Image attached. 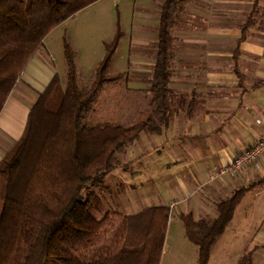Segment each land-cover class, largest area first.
I'll use <instances>...</instances> for the list:
<instances>
[{"label":"trees","instance_id":"trees-1","mask_svg":"<svg viewBox=\"0 0 264 264\" xmlns=\"http://www.w3.org/2000/svg\"><path fill=\"white\" fill-rule=\"evenodd\" d=\"M99 0H0V112L31 56L47 35ZM178 0L160 16L156 61L145 118L135 122H86L110 74L119 37L105 44L95 78L78 85L74 52L64 46L67 82L55 76L32 105L23 136L0 161V264H160L171 208L150 206L126 214L105 208V179L120 154L142 131L160 133L169 123L174 93L169 62ZM243 27V37L245 36ZM247 188L216 204L214 219L181 214L186 237L208 264ZM236 264H253V254Z\"/></svg>","mask_w":264,"mask_h":264},{"label":"crops","instance_id":"crops-1","mask_svg":"<svg viewBox=\"0 0 264 264\" xmlns=\"http://www.w3.org/2000/svg\"><path fill=\"white\" fill-rule=\"evenodd\" d=\"M133 1L145 21L139 26L133 48L141 50L134 53L127 69L116 73L125 75L109 82L122 81L121 89H125L126 100L115 97L110 102L117 124L145 118L150 109L159 22L167 0ZM177 5L169 51L174 93L169 123L160 133L142 131L120 154L119 167L112 172L122 187L126 185L127 206L170 207L174 219L182 223L185 237L179 215L191 213L195 219H214L219 201L247 188L220 238L232 231L238 238L260 241L247 252L253 254L255 264V254L264 251V155L258 164L238 173L214 180L209 175L263 135L264 0H178ZM54 31L29 58L0 112V161L23 136L32 105L59 76L55 65L59 51L49 40ZM67 37L71 44V35ZM122 187L115 186L117 192Z\"/></svg>","mask_w":264,"mask_h":264},{"label":"rangeland","instance_id":"rangeland-1","mask_svg":"<svg viewBox=\"0 0 264 264\" xmlns=\"http://www.w3.org/2000/svg\"><path fill=\"white\" fill-rule=\"evenodd\" d=\"M135 4L133 0H99L55 28L49 40L54 42L55 50L59 51L55 65L59 67L58 74L62 85L66 84L68 73L67 59L64 55L66 44L74 52L78 85L81 90H86L94 80L95 67L105 54V44L117 37H119V45L113 56L114 60L109 69L110 74L114 75L121 69L128 68L134 53L141 50L133 48L135 35L140 33L139 26L145 21V17L135 8ZM150 32L147 30L146 33ZM68 35L72 37L71 44L67 42ZM113 84L108 83L105 86L87 115V123H113L116 121L110 110V102L112 98L115 100V97L116 99L122 98V101L126 99L123 95L125 89H121L122 81L120 84ZM117 88H120L119 94L115 95L114 92L117 93ZM121 110L125 111L124 105ZM114 182L115 186L122 187L123 185L121 181L116 180L113 172L109 173L104 184L108 189L112 188L113 191L105 190L102 194L106 210L114 208L123 213H129L132 210L138 211L145 208V206L136 208L127 206V195L129 194L126 193V185L117 192L118 189L116 190ZM171 214L172 219L170 218L169 223L171 227L166 237L160 264H198V247L186 239L182 223L179 218H177L178 220L174 219L173 212ZM253 244L259 245L261 242L256 239L238 238L232 231L221 238L219 236L212 247L208 264H236L243 254L250 251ZM255 257V264H264V251L255 254Z\"/></svg>","mask_w":264,"mask_h":264},{"label":"built area","instance_id":"built-area-1","mask_svg":"<svg viewBox=\"0 0 264 264\" xmlns=\"http://www.w3.org/2000/svg\"><path fill=\"white\" fill-rule=\"evenodd\" d=\"M264 155V128H263V135L255 144L251 147L243 150L235 154L233 159L211 172L209 175L210 180H214L215 178L227 174V173H238L245 167L256 165L261 160ZM172 204L171 207H173Z\"/></svg>","mask_w":264,"mask_h":264}]
</instances>
